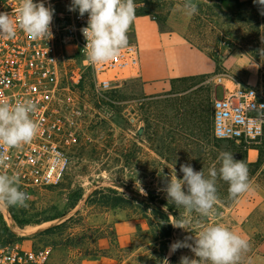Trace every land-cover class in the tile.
Segmentation results:
<instances>
[{"label":"rangeland","instance_id":"obj_1","mask_svg":"<svg viewBox=\"0 0 264 264\" xmlns=\"http://www.w3.org/2000/svg\"><path fill=\"white\" fill-rule=\"evenodd\" d=\"M232 11L219 0H192L198 12L188 15V40L218 64L216 74L194 82H176L158 93L141 90L138 78L96 93L89 77L79 86L67 84V97L83 112L77 145L69 150L66 174L56 186L38 190L26 206L0 204V229L16 235L23 248H51L50 264H180L182 256L196 258L189 248L170 245L195 237L204 226L221 224L244 236L249 249L239 264H264L258 245L264 239V216L254 211L246 220L237 214V198L217 179L218 201L207 218L177 208L161 190L175 167L190 164L205 175L219 168L221 151L233 153L248 166L250 182L259 166L248 150L260 149L264 135L245 145L216 140L212 135V102L232 81L254 86L264 94V15L253 0H238ZM71 0H51L54 15L68 12ZM136 15L159 19L184 13L185 0H135ZM228 60V65L223 63ZM77 61H68L72 70ZM143 129L141 136L137 130ZM259 177L264 179V169ZM143 193H146L143 194ZM180 217L190 220L186 231L173 227ZM162 231L167 239L155 240ZM194 243V240H189Z\"/></svg>","mask_w":264,"mask_h":264},{"label":"built area","instance_id":"obj_2","mask_svg":"<svg viewBox=\"0 0 264 264\" xmlns=\"http://www.w3.org/2000/svg\"><path fill=\"white\" fill-rule=\"evenodd\" d=\"M50 1L44 0L46 6ZM18 4L19 0H0V12L15 14ZM87 21L88 15L81 17L78 10L58 12L49 40H33L19 28L14 38L0 37V94L11 103L31 98L38 104L33 117L40 124L38 135L29 144L8 149L7 162L0 168L20 178V190L28 200L38 190L62 181L69 150L77 145L83 112L68 99L67 84L76 87L89 77L100 93L140 75V48L134 41L107 63L86 62L81 29ZM69 60L78 62L72 70L67 68ZM232 83L212 102V135L216 140L251 145L264 135V94L254 86ZM50 256L49 246H0V264H50Z\"/></svg>","mask_w":264,"mask_h":264},{"label":"clouds","instance_id":"obj_3","mask_svg":"<svg viewBox=\"0 0 264 264\" xmlns=\"http://www.w3.org/2000/svg\"><path fill=\"white\" fill-rule=\"evenodd\" d=\"M262 6L264 0H253ZM184 11L188 15L198 12L197 4L185 0ZM83 17L88 15L87 26L81 29L86 40L83 49L86 62L103 64L120 55L128 46V30L136 18L135 0H72L69 11H77ZM54 9L46 6L44 0H19L15 14L0 12V37L14 38L19 28L33 40L51 39V25ZM264 55V50L261 51ZM38 104L31 98L11 103L0 94V168L8 159L7 150L29 144L38 135L40 124L33 118ZM219 168L215 165L208 169L196 171L190 164H181L178 178L175 167L163 191L167 199L177 208L187 213H195L207 218L214 214L219 199L217 179L228 184L229 197L235 199L251 189L248 166L243 160L234 158L233 153L221 151L218 156ZM20 178L0 172V204L8 206H26L28 194L20 190ZM146 195V193H143ZM190 220L180 217L173 227L190 231ZM194 240V243H189ZM189 248L196 258L182 256L180 264H239L242 253L248 251L250 245L247 238L230 228L214 224L204 226L195 237H186L170 245V251ZM162 264H169L167 258Z\"/></svg>","mask_w":264,"mask_h":264},{"label":"crops","instance_id":"obj_4","mask_svg":"<svg viewBox=\"0 0 264 264\" xmlns=\"http://www.w3.org/2000/svg\"><path fill=\"white\" fill-rule=\"evenodd\" d=\"M188 23L185 11L179 17L170 14L164 19L151 14L136 15L127 35L128 41L137 42L140 48L138 83L143 92L166 91L174 79L215 73V59L188 40ZM228 63L225 60L223 65L227 66ZM259 150L261 148L248 150L249 161H258ZM263 169L264 160L250 182L251 189L240 195L235 202L237 214L246 220L256 210L264 216V179L259 177ZM257 249L264 258V239Z\"/></svg>","mask_w":264,"mask_h":264},{"label":"trees","instance_id":"obj_5","mask_svg":"<svg viewBox=\"0 0 264 264\" xmlns=\"http://www.w3.org/2000/svg\"><path fill=\"white\" fill-rule=\"evenodd\" d=\"M220 1V4H221V9L225 12H228V11H232V6L233 5H237L239 6V1L238 0H219ZM141 14H147V13H140V14H137V15H141ZM199 48V47H198ZM201 49V48H200ZM216 61V60H215ZM218 70V64H217V68H216V71L215 73L213 74H205L206 76H212L214 74H216ZM199 76H203V75H196V76H188V77H183V78H178V79H174L171 81V85L174 87L175 83L178 82V83H181V82H185V81H191V82H195ZM211 115H212V110H211ZM260 151V154H259V159L257 162H255L254 164L258 165L259 167L261 166L264 158L261 157V150ZM169 237V234L166 233V232H162V231H159L157 232V234H155V240H162V239H167ZM16 239V235L13 234L12 232H10L9 230L3 228V229H0V246H5V245H11L14 243V240Z\"/></svg>","mask_w":264,"mask_h":264},{"label":"water","instance_id":"obj_6","mask_svg":"<svg viewBox=\"0 0 264 264\" xmlns=\"http://www.w3.org/2000/svg\"><path fill=\"white\" fill-rule=\"evenodd\" d=\"M143 129H144V128H139V129L137 130V135L141 136V135L143 134Z\"/></svg>","mask_w":264,"mask_h":264}]
</instances>
